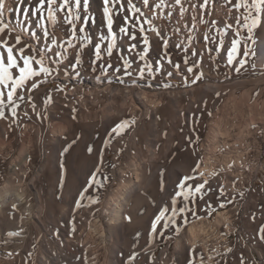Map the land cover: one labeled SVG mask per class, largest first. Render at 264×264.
Here are the masks:
<instances>
[{"label": "rangeland", "instance_id": "1", "mask_svg": "<svg viewBox=\"0 0 264 264\" xmlns=\"http://www.w3.org/2000/svg\"><path fill=\"white\" fill-rule=\"evenodd\" d=\"M132 2L140 8L143 15L137 13L136 16H132L127 11V0H120V3L114 5L110 0V7H113L115 46L113 55L109 57L106 54V48L110 38L107 36L108 29L103 17V0H89L87 12L83 8V0H81L79 8L75 6V0H69V5L64 9H59L63 0H57L55 5L59 9L57 23L55 25L49 23L47 30L37 27L40 13L32 14L37 7L38 0L11 1L12 9L17 12L16 25L20 29H15L13 17L9 21L3 16L4 23L8 24L9 27L14 26L12 27L14 31L8 37L9 43L15 42L17 34H20L22 38L26 35L27 39H22L20 46L26 42L38 50L42 49L46 54L48 66L56 71L46 78L43 74L39 78H33L38 83V87L32 90L31 101L28 99L30 96L26 97L25 94L22 101L17 100L19 105L17 108H21L18 118L9 119L6 112L5 117L2 118L10 120L9 134L13 140L10 147L3 146L5 150L0 156V184L5 179V173H9L11 170L12 164L10 162L18 156V143L22 133H27L33 127L39 126L45 130L52 122L64 123L67 128L65 135L70 136V138L64 143L62 159L58 163L57 169L56 167H49L45 173L47 175L42 178L43 185L36 181V186L37 188L43 187L44 192L47 187L53 190L54 202L53 204L48 202L55 210H58L62 205L70 207L74 204L77 206L76 200L80 198V192L86 188L88 190L85 192L80 206L86 201L99 203L111 190L109 183L112 176L110 171L118 164L126 168L130 159L137 154L136 150L139 146L132 139L131 133L139 119L144 117V114L130 113V115L127 114L122 117L117 116L113 120L112 129L122 121L129 122L119 135L113 133L112 129L106 133L96 129V132L99 131V135L101 133V138L95 136L92 140L87 136L85 124L90 118L89 114L93 113L94 116L96 113L99 115L106 104L117 101L115 99L113 101L100 91L107 86L126 90L130 87L129 81H144L147 83V89H153L160 93L179 92L183 97L180 102V116L179 113L174 115L164 106L160 107L161 110L157 115L158 128L161 127L160 139H165L172 130L174 146L167 157L160 162L159 165H162V168L157 173L148 196H140L143 201L141 200L139 215L142 218L132 226L133 234L127 242V250L122 255L124 256L122 257L123 261L129 257L138 256L144 249H149L151 245L159 244L155 257L147 263H140L153 264L163 249L169 248L174 251L175 244L171 242L172 238L177 235L180 236L191 222L204 220L211 222L219 213H227L231 222L230 228L228 231L221 229L220 240L211 242L209 248L211 260L207 259L203 251L200 252L199 249H196L193 258L183 254L181 258L172 260L169 264H189V260H192L193 264H241V260H243V264H264V239H261L262 234L260 232L261 226L264 225V127H260L261 130L257 133L254 131V134H251L254 138L250 137L248 142L244 141L238 144L240 148L238 150L242 151L239 153L243 154L245 159L242 158L236 162L230 158L229 161L225 159L226 161L222 160L223 163H221L218 157H213L211 159L214 160L215 158L217 161L214 163L211 175L208 177L200 175V169L204 164L203 155L209 152L205 146H207L213 116L222 107L223 100L233 93L234 89L231 83L238 80L243 85L246 84L245 90H248L249 87V90L253 91L251 100L261 102L263 99L264 101V68L260 69L256 64V43L262 38V20L253 30V40H248V33L243 20V16L247 13L243 9L238 12L234 8L233 5L236 0H207V4H204V0H182V5L186 9L183 18H181L179 11L180 5H176L175 0H165L160 8L155 7L160 3V0H150V7H144L142 0H132ZM248 2L251 3V0ZM201 4H204V7H200ZM192 5H196V8L193 9ZM121 8L124 9L122 12L119 11ZM24 9L28 11L25 12ZM69 11L73 16L71 24L66 22ZM153 12L156 15H153ZM169 12L172 13L171 17L168 15ZM46 13H44L45 16ZM77 16L79 19L75 18ZM85 16L88 17L87 20L84 19ZM125 16L129 17L127 25L124 24ZM136 17H139L141 22L151 20L152 24H136ZM193 17L196 18L195 21ZM237 17H239V22ZM210 20H216L218 27L210 26L208 23ZM194 24L195 27H193ZM226 24H231L230 30L224 27ZM28 26L33 28V32L28 29ZM122 26L135 32L136 39L131 40L127 35L121 33L120 28ZM141 26L146 30L144 35L151 41L145 60L139 58L145 48L143 36L139 33ZM80 27L84 28V32L78 31ZM152 28L162 30L163 37L169 40L167 55L172 61L171 64L168 63L167 58H164L161 39L151 31ZM44 31H47L50 37L57 39V44H51L49 37L44 35ZM218 31L226 33V48L230 46L231 40L228 42V38L239 40L240 51L236 60L242 58L246 61L243 67H237L240 69L239 71L233 65L227 64V58L225 59L223 55L225 54V46L221 47L219 51L215 50L216 42L211 38L217 37ZM237 31L239 32L238 36H236ZM205 33L209 34V41H205ZM3 35L8 34L6 32ZM3 35H0V39H3ZM189 35L192 36L190 41L187 39ZM96 44H100L102 58L92 64V61L96 59ZM131 44H136V48L130 50ZM178 44L181 47H176ZM245 47L250 52L246 57L242 54ZM54 53H61V55L57 56ZM77 53L81 57V64L77 65L76 70H74L71 65L75 63ZM124 60L131 62L132 76L124 74L122 67ZM161 60L159 72L154 71L150 75L145 70L143 76H140L138 69L144 68L146 63L155 67L156 63ZM185 60L188 62L187 65L184 63ZM109 63L113 65L112 68L107 67ZM174 64L180 65L179 70L173 67ZM101 66L105 71H101ZM187 67H192L193 71L189 73ZM117 68L120 71H116ZM35 69L38 70L39 66L36 65ZM64 72H68L70 75L65 76ZM169 72L172 73L171 76L168 75ZM197 76H200L198 80L196 79ZM91 80H97V86L92 87ZM249 82L252 83L248 84ZM211 85H217L216 87L219 88L215 92L208 89L206 96L197 95L198 92H204L207 89L206 86ZM57 89L61 90L57 91ZM0 91H5L2 86H0ZM190 98L194 99L192 104L189 102ZM0 99L4 100L6 108L11 106L6 99V92L5 96L0 97ZM45 100H49V102L45 103ZM81 101L86 105L87 115H85L88 117L86 118L84 115L83 120L79 113L81 112L79 105ZM33 103L35 108L32 107ZM150 121L152 122V120ZM105 140L108 141L106 146ZM141 142L143 140L140 141V144ZM89 146L92 148L91 153L88 151ZM94 147H96L95 150H93ZM65 148H68L67 152H64ZM102 148L108 156L107 169L96 171L95 179L99 181V184L88 185L91 174L88 173L89 175L84 176V170L90 163L94 162V166L98 165L100 149ZM248 149L249 151H246ZM142 153L146 155V151ZM114 154L118 156L117 163L113 161ZM222 155L219 156L222 157ZM42 162L40 155L34 160V164H38V167L43 165ZM61 163L64 165L63 173ZM180 163L189 167L190 174L186 175L197 177L194 183H202L207 179L209 183L205 186V190L211 189V191H208L203 199H200L198 195L196 203L189 205V207H194L196 216L186 213L188 220L186 224L181 222L180 217H177L178 222L181 223L178 232L171 225L168 229H162L163 221H161L158 229H162V234L158 231L150 238L152 218L154 219L160 208L170 206V197L164 200L165 202L159 201L162 193L170 185V188L175 190L179 178L184 176L178 173V178L173 179L170 176V170ZM196 164H199V168L196 173H193L191 170ZM254 164L257 167L253 170L252 165ZM61 175H63L62 185ZM161 181H163V191H161ZM188 183L193 182L189 181ZM117 185L115 182V187ZM220 186L224 190L223 196L220 195ZM177 199L181 201L182 197ZM221 204L224 206L220 207ZM170 214L169 211L165 213V216ZM146 217L149 221L143 222L142 220ZM137 233L139 235H136ZM133 254L137 255L133 256ZM141 259H143L142 256Z\"/></svg>", "mask_w": 264, "mask_h": 264}, {"label": "bare ground", "instance_id": "2", "mask_svg": "<svg viewBox=\"0 0 264 264\" xmlns=\"http://www.w3.org/2000/svg\"><path fill=\"white\" fill-rule=\"evenodd\" d=\"M11 1L5 0L3 16L9 21L13 17L12 21L17 30L20 29L16 25L17 12L12 9ZM9 8L12 11H9ZM45 17L47 18V13ZM261 20L262 38L256 43V64L260 69L264 68V8L261 10ZM48 28L49 22L45 19L44 29ZM28 29L33 32L32 27L28 26ZM230 38H228V42L231 40ZM21 39H27L26 35ZM224 50L225 54L223 55L226 59L227 48ZM240 59L242 58L235 60L234 68L240 66L238 63ZM68 79L71 78L68 77ZM259 79L261 80V78ZM96 82L97 80H91L92 87L97 86ZM146 84L144 81L131 80L129 81L130 87L126 90L107 86L100 92L113 101L117 100L116 103L106 104L104 108L102 107L99 115L89 114L90 118L87 119L85 127L87 136L91 140L95 136L101 138L99 131L105 133L110 131L113 120L117 116L122 117L130 115V113L144 114L131 133L132 139L139 146L136 150L137 154L130 159L126 168H123L121 164H115L118 161V156L114 154L113 161L116 166L110 171L111 190L97 204L86 201L79 207L74 204L70 207L62 205L58 210H55L51 205L54 202L53 190L47 187L44 192L43 187L37 188L36 186V181L43 185L42 178L49 167L57 169L58 163L62 159L64 143L70 138L65 135L67 128L64 123L49 122L50 124L45 130L39 126L33 127L27 133H22L18 143V156L10 162L11 170L8 171L9 173H5V179L0 184V264H140L147 263L155 257L159 244L151 245L149 249H144L131 260L123 261L122 257L124 256L122 255L127 250V242L133 234L132 226L142 218L139 215L142 200L140 196H148L155 177L162 168V165H159L160 162L167 157L174 146L172 130L165 139H160L161 127L158 128L157 115L164 106L174 115L179 113L180 116V102L183 96L179 92L160 93L153 89H147ZM231 84L234 89L233 93L231 96L225 97L222 107L213 116L211 131L207 146H205L210 153L206 152L207 154L203 155L204 164L200 169V173H203L202 177L211 175L214 163L217 161L216 157L221 160V163H223L222 160L228 159L229 161L230 158L236 162L242 160L244 156L239 153L241 150H238V144L249 140L250 137H253L251 134L253 135L254 131L257 133L261 130L260 127H264L263 99V102L251 100L253 91L249 90V87L248 90H245L246 84L243 85L238 80ZM216 86H206L207 89L204 92H198L197 95L206 96L208 89L215 92L219 88ZM31 94L32 90L28 91L25 96L29 97ZM192 98L189 99L190 104L194 101ZM79 105L80 117L83 120L87 115L86 105L82 101L79 102ZM20 111L21 108H16V116L13 117L11 106L5 110L9 119L13 120L18 118ZM86 118L88 117L86 116ZM9 119L5 118L0 122V156L5 150L3 146L10 147L13 140L9 134L11 125ZM96 129L99 131L96 132ZM142 140L143 142L140 144ZM97 141L96 144L100 142ZM95 149L96 147L93 150ZM145 151L146 155L142 153ZM221 154H223L222 157L219 156ZM39 155L43 160V165L39 166L40 168L38 164H34L35 158ZM213 157H215L214 160L211 159ZM107 159L108 156L103 151L101 161L100 153L98 165L94 166V162L90 163L84 170V176L88 173L92 176L97 167L100 171H105ZM256 167L255 164L252 165L253 170ZM177 173L190 174L189 167L180 163L170 170V176L173 179L178 178ZM115 182L118 184L116 187ZM170 187L171 185L166 191L164 190L159 199L160 202L174 194V190ZM48 201L52 203L49 204ZM146 220L149 221L148 217L142 221ZM230 224L227 213H219L211 222L209 220L191 222L180 236L172 238L171 242L175 244L174 251L169 248L163 249L153 264H169L170 261L181 258L183 254L193 258L196 249H199L200 252L203 251L207 259L211 260L212 256L209 250L211 242H218L221 237V229L228 231ZM10 232L17 233V235L10 237L8 235ZM141 256L144 260L141 259Z\"/></svg>", "mask_w": 264, "mask_h": 264}, {"label": "snow or ice", "instance_id": "3", "mask_svg": "<svg viewBox=\"0 0 264 264\" xmlns=\"http://www.w3.org/2000/svg\"><path fill=\"white\" fill-rule=\"evenodd\" d=\"M165 0H160V3L157 4L155 7L160 8L163 6ZM111 3L118 4L120 3V0H111ZM57 4V0H38L37 7L35 11L32 13L33 15L36 14V12L40 13L39 20L37 22V27H40L42 30L44 28L45 19L53 25L57 23V12L59 9H64L69 5V0H63V3L59 5V9L55 7ZM142 4L144 7H150V0H142ZM176 5H180L179 11L181 13V18H183V13L186 11V9L182 5V0H175ZM204 4H207V0H204ZM204 4H201L200 7H204ZM81 5V0H75V6L79 8ZM103 17L104 21L106 23V27L108 29L107 36L110 38L109 42L107 44L106 48V54L111 57L113 55V48L115 46V36L113 33V7H110V0H103ZM46 6V7H45ZM234 8L239 12L240 9H243L247 15L243 16L244 20V27L247 29V39L253 40V30L261 23V10L264 8V0H251V3L248 2V0H236L234 3ZM193 9L196 8V5H192ZM5 8V0H0V35H3L7 32L8 35H3V39H0V86L3 87L5 91H0V97L5 96L6 92V99L8 101V104L11 105V115L13 117L16 116V108L19 107L17 104V100H23L24 94H26L28 91H31L33 89H36L38 87L36 81L33 78H39L41 77V74L46 78L49 75L52 74V72L56 71L55 69H52L48 66L47 58L45 52L41 49L38 50L34 46L24 42L23 46H20L22 44L21 35L17 34L15 36V42L10 44L8 37L10 34L14 31L12 27H9L8 24L4 23L3 20V9ZM83 8L85 12L88 11L89 8V0H83ZM9 11H12L11 8L8 9ZM19 10V9H17ZM124 9L121 8L119 11H123ZM151 10V9H150ZM25 12H27V9H24ZM45 11L47 12V18H45ZM127 11L132 14V16H136L137 13H141L140 8L136 7V5L133 4L132 0H127ZM67 23L71 24L73 22V16L72 13L69 11ZM153 15H156L155 12H153ZM169 17H171L172 13H168ZM76 19H79V17H75ZM85 20L88 19L87 16L84 17ZM195 17H193V20L195 21ZM237 21L239 22V17H237ZM203 22V21H201ZM129 23V17H124V24ZM136 24H152L151 20H143L141 22L139 17H136L135 20ZM209 25L212 27H218V22L216 20H210ZM195 27V24L193 25ZM227 29H231V24H226L224 26ZM26 31V30H25ZM79 32H84V28L80 27L78 29ZM145 28L140 27L139 33L143 36V44L145 45V48L142 50L143 54L139 55L140 60H145L146 54L149 52V46L151 41L147 38L145 34ZM151 31L161 39V46L164 49V58L168 59V63H172L171 59L167 55V47L169 45V40L165 39L163 37V31L158 30L156 28H152ZM120 32L124 33L129 37L131 40L136 39V33L133 31H130L127 27H121ZM44 35L46 37H49L51 44L55 45L57 44V39L52 38L49 36V33L47 31H44ZM239 35V32L237 31L236 36ZM86 39V37H85ZM101 39H104V37H101ZM187 39L190 41L192 40V36L189 35ZM205 41H209V34H204ZM213 41L216 42L215 44V50L219 51L221 47H224L227 42V36L224 31H218L217 37L211 38ZM207 46V45H206ZM96 59L92 61V64H95L96 61L101 60V48L100 44H96ZM176 47H181V45H176ZM130 50H133L136 48V44H131L129 46ZM239 40L237 38H232L230 41V46H227V64L233 65L234 60H236L237 55L239 53ZM55 55L59 56L61 53H54ZM243 56H248L250 54L247 47H245V50L243 51ZM39 57V58H37ZM22 62V63H21ZM160 63L161 61H158L156 63V66L154 67L152 64H145L144 68L138 69L140 76L142 77L145 70L151 75L154 71L159 72L160 71ZM185 65H187V60L184 61ZM240 67H243L246 63L244 59H240L238 61ZM35 65L39 66V69L36 70ZM81 64V57L79 53H77L75 57V63L71 65V67L76 70L77 65ZM198 66V65H194ZM108 68H112V64L107 65ZM124 74L127 76H132L133 72L130 70L132 68L131 62L128 60H124L123 65ZM174 68L179 70L180 65L174 64ZM237 71L240 69L237 68ZM95 71V69H93ZM101 71H105L103 66H101ZM116 71H120L119 68L116 69ZM187 71L191 73L193 71L192 67H187ZM18 73V74H17ZM65 76H69L70 74L68 72H64ZM169 76L172 75L171 72L168 73ZM200 78V76H197V80ZM195 83V81H193ZM61 89H57V91H60ZM23 93V94H22ZM30 101L32 100V97L30 96L28 98ZM50 99V98H49ZM49 100H45V103H48ZM32 107L35 108V104H32ZM5 108L6 105L4 103L3 99H0V119L5 117ZM134 122V121H133ZM128 121H122L121 123L117 124L111 131L117 135H119L124 128L128 126ZM105 146L108 144V141L105 140ZM68 148L64 149V152H67ZM89 153L92 152L91 146L88 148ZM63 155V153L61 154ZM103 157V148L101 149V161ZM64 165L61 163V171L63 173ZM199 168V164H196L192 168V172L196 173ZM96 171H99V167H97ZM214 174V173H213ZM162 175V174H161ZM202 176L203 173H200ZM96 172L92 174V176L89 179V185L92 184H99V181L95 179ZM197 179L194 175H184L181 178H179L174 194L170 196V206L162 207L158 210V214L155 215L154 219L151 220V231L149 232V237L160 231L162 234V229H168L171 225L172 227H175L177 232L179 231V228L181 226V223L178 222L177 217L181 218V222L186 224L188 222L186 213H191L192 216H196V212L194 207H189V205H194L197 200V196L199 195L200 199H203V197L207 194L208 191H211V189L205 190V186L209 183L207 179H205L202 183H194ZM189 181H192L193 183H188ZM63 184V175H61V185ZM88 189H84L80 192V198L76 200V205L79 207L81 205V200L84 198L85 192ZM161 191H163V181H161ZM220 195H224L223 187L220 186ZM178 197H182L181 201H178ZM95 202V201H93ZM224 205L221 204L220 207H223ZM170 211V215L167 217L165 216V213H168ZM130 219V218H128ZM163 221L162 229H158V225ZM261 232V239H264V225L260 228ZM8 235L14 236L17 235V233H8ZM139 235V233H137ZM228 251H231V249H228ZM135 254H133L134 256ZM133 257H129V260H131ZM189 264H193L192 260H189ZM241 264H243V260H241Z\"/></svg>", "mask_w": 264, "mask_h": 264}]
</instances>
